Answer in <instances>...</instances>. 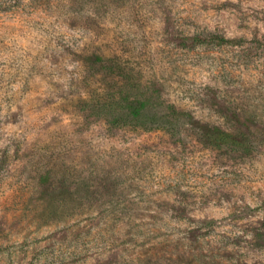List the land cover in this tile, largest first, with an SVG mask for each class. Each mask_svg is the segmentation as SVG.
Wrapping results in <instances>:
<instances>
[{
    "label": "clouds",
    "instance_id": "9594fccd",
    "mask_svg": "<svg viewBox=\"0 0 264 264\" xmlns=\"http://www.w3.org/2000/svg\"><path fill=\"white\" fill-rule=\"evenodd\" d=\"M0 264H264V0H0Z\"/></svg>",
    "mask_w": 264,
    "mask_h": 264
}]
</instances>
